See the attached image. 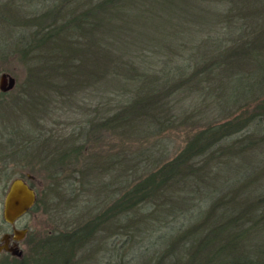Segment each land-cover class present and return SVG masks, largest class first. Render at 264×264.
<instances>
[{"label":"trees","instance_id":"1","mask_svg":"<svg viewBox=\"0 0 264 264\" xmlns=\"http://www.w3.org/2000/svg\"><path fill=\"white\" fill-rule=\"evenodd\" d=\"M60 4L37 17L40 31L19 51L29 57L22 91L39 109L44 97L35 90L58 93L62 104L79 98L84 108L78 93L91 86L97 108L79 141L61 150V169L99 178L103 131L131 145L107 144L109 169H129L126 188L81 227L123 215L146 241L143 251L167 236L186 238L188 260L168 256L167 264H264V246L259 255L240 252L250 233L264 231V0H96L78 11ZM149 137L156 154L151 143L139 147ZM0 161L1 173L10 159ZM14 176L1 178V196ZM80 233L46 243L74 245Z\"/></svg>","mask_w":264,"mask_h":264},{"label":"rangeland","instance_id":"2","mask_svg":"<svg viewBox=\"0 0 264 264\" xmlns=\"http://www.w3.org/2000/svg\"><path fill=\"white\" fill-rule=\"evenodd\" d=\"M61 1L65 0H0V74L7 72L15 78L12 91L5 96L0 95V160L5 155L10 159L0 173V192L5 183L1 178L6 173L15 175L12 179L22 177L36 192L33 206L13 224L2 218L4 194L0 195V235L11 232L13 227L26 229L24 236L18 240L21 255L16 257L0 250V264H167L168 256L175 261L186 262L190 252L184 247L186 238L181 236L176 240L173 235L167 236L165 243L159 240L149 250L143 251L146 241L139 233L130 231L129 219L125 220L123 215H119L117 220L108 215L107 219L93 224L89 230L81 227L107 210L109 203L121 196L126 188L125 176L129 169L121 170L119 163L115 166L111 164L109 169L107 144L112 143L109 147L113 150L123 149V146L127 149L126 145H131L118 143L119 147L117 141L123 142V134L110 136L103 131V139L108 142L100 145L103 146L101 156L105 157L102 167L104 164L107 166L99 173V178L94 179L96 176L92 174L85 176L71 167L63 170L59 159L61 150L64 151L79 136L81 126L97 108L93 103L91 86L78 93L79 96H86L84 108L78 106L81 103L79 98L73 103L62 104L58 93H46L40 89L33 91V94L39 92L44 97L43 106L39 109L34 104V96L29 99L25 95L27 92L22 91L28 76L29 61L25 59L29 57L19 50L27 44L29 36L40 31L37 17L54 6L61 8V4L58 5ZM94 1L69 0V4L78 11L83 4ZM14 6L22 11H16ZM27 18L30 22L25 25ZM25 99L29 101L27 105L21 101ZM10 105L13 110L9 109ZM172 138L174 144L178 143L182 138L180 131L174 132ZM155 141L156 137H149L136 147L141 144L139 147L143 148L146 143H151L152 153L156 154L153 148ZM132 147L136 148L135 145ZM98 183H103L104 187L101 189ZM106 183L112 195L105 199ZM124 223L126 226H123ZM76 228L80 229L83 238L74 245L61 248L60 244V247L50 248L46 243L50 237H60L61 241V233ZM256 232L242 241L240 252L259 255L260 246H264V231ZM154 233L157 235L159 232ZM167 241L171 246L161 255ZM203 254L205 250L199 252L196 258L200 261L205 256Z\"/></svg>","mask_w":264,"mask_h":264},{"label":"water","instance_id":"3","mask_svg":"<svg viewBox=\"0 0 264 264\" xmlns=\"http://www.w3.org/2000/svg\"><path fill=\"white\" fill-rule=\"evenodd\" d=\"M15 78L6 72L0 74V89L3 91L13 88ZM36 199L35 190L22 178L15 177L11 179L9 185L4 193L2 202V218L7 223L13 224L16 219L31 208ZM26 229L13 227L11 232H4L0 235V250L10 252L12 255L20 256L16 241L20 240ZM10 239L14 243L9 244Z\"/></svg>","mask_w":264,"mask_h":264},{"label":"flooded vegetation","instance_id":"4","mask_svg":"<svg viewBox=\"0 0 264 264\" xmlns=\"http://www.w3.org/2000/svg\"><path fill=\"white\" fill-rule=\"evenodd\" d=\"M6 73H7V72H6ZM11 90H12V88L9 89V90H6V91H3V90L0 89V92H9V91H11ZM10 181H11V179L8 180V183H7V186H6V188H5V191H6L7 187H8V185H9V182H10ZM2 202H3V197H2ZM12 243H14V240H13V239H10L9 244H12ZM16 243H17V245H18V241H16ZM9 253H10V252H9ZM16 257H18V256H16Z\"/></svg>","mask_w":264,"mask_h":264}]
</instances>
